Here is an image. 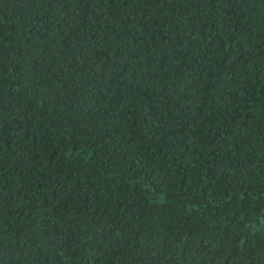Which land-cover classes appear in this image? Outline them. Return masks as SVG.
<instances>
[{"label": "trees", "instance_id": "obj_1", "mask_svg": "<svg viewBox=\"0 0 264 264\" xmlns=\"http://www.w3.org/2000/svg\"><path fill=\"white\" fill-rule=\"evenodd\" d=\"M0 264H264V0H0Z\"/></svg>", "mask_w": 264, "mask_h": 264}]
</instances>
